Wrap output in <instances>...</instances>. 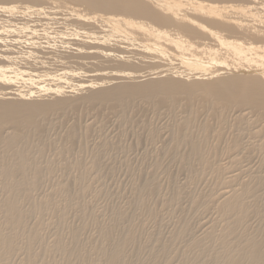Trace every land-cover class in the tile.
Masks as SVG:
<instances>
[{"label":"rangeland","instance_id":"374dc122","mask_svg":"<svg viewBox=\"0 0 264 264\" xmlns=\"http://www.w3.org/2000/svg\"><path fill=\"white\" fill-rule=\"evenodd\" d=\"M150 108L70 114L24 146L25 173L0 177V264H216L264 228L260 124ZM235 190L241 209L222 216Z\"/></svg>","mask_w":264,"mask_h":264},{"label":"bare ground","instance_id":"6f19581e","mask_svg":"<svg viewBox=\"0 0 264 264\" xmlns=\"http://www.w3.org/2000/svg\"><path fill=\"white\" fill-rule=\"evenodd\" d=\"M148 107L192 118L211 107L221 123L232 111L261 133L264 0H0L1 179L25 173L24 146L55 120ZM239 193L224 194L222 216L241 209ZM232 249L212 261L264 264V228Z\"/></svg>","mask_w":264,"mask_h":264}]
</instances>
